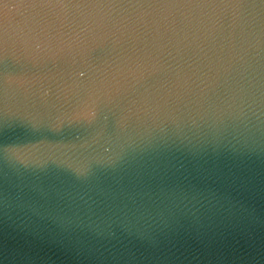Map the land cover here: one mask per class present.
<instances>
[{
  "label": "water",
  "instance_id": "obj_1",
  "mask_svg": "<svg viewBox=\"0 0 264 264\" xmlns=\"http://www.w3.org/2000/svg\"><path fill=\"white\" fill-rule=\"evenodd\" d=\"M0 264H264V0H0Z\"/></svg>",
  "mask_w": 264,
  "mask_h": 264
}]
</instances>
